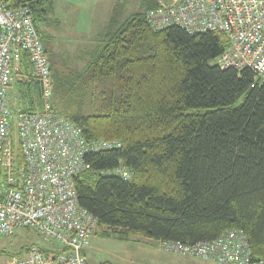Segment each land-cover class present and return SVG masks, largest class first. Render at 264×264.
Instances as JSON below:
<instances>
[{"label":"trees","instance_id":"trees-1","mask_svg":"<svg viewBox=\"0 0 264 264\" xmlns=\"http://www.w3.org/2000/svg\"><path fill=\"white\" fill-rule=\"evenodd\" d=\"M10 2L31 10L51 109L77 123L86 142H113L87 150L74 178L78 204L102 234L195 243L237 228L264 260V82L248 67L214 63L223 35L153 30L146 12L159 0L131 13L116 2L95 43L55 49L42 31L51 0ZM13 84L20 112L42 109L25 50Z\"/></svg>","mask_w":264,"mask_h":264},{"label":"built area","instance_id":"built-area-1","mask_svg":"<svg viewBox=\"0 0 264 264\" xmlns=\"http://www.w3.org/2000/svg\"><path fill=\"white\" fill-rule=\"evenodd\" d=\"M159 1L146 12L151 29L177 25L190 33H221L226 46L219 66L248 67L264 82V0ZM24 50L42 88V109L35 112L8 106ZM51 92L50 66L30 8L0 0V236L27 228L54 245L50 254L30 248L13 257L16 264H88L85 250L98 222L78 204L74 178L86 167L87 150L113 142H86L77 123L51 109ZM118 173L126 176L128 171ZM159 245L214 264H264L252 256L246 234L237 228L208 241L159 240Z\"/></svg>","mask_w":264,"mask_h":264},{"label":"rangeland","instance_id":"rangeland-1","mask_svg":"<svg viewBox=\"0 0 264 264\" xmlns=\"http://www.w3.org/2000/svg\"><path fill=\"white\" fill-rule=\"evenodd\" d=\"M146 0H51L43 34L52 41L55 49L95 43L97 34L106 25L113 6L119 3L124 13L143 9ZM216 59L214 63H218ZM15 85L8 93V106L13 109L18 101ZM19 110V109H18ZM103 229V228H102ZM101 228L94 229L88 239L85 255L88 264H214L182 253L164 250L159 241L133 235L120 238L118 234L103 235ZM38 245L51 248L35 231L18 228L9 236H0V264L21 257L27 248Z\"/></svg>","mask_w":264,"mask_h":264},{"label":"crops","instance_id":"crops-1","mask_svg":"<svg viewBox=\"0 0 264 264\" xmlns=\"http://www.w3.org/2000/svg\"><path fill=\"white\" fill-rule=\"evenodd\" d=\"M203 260V259H202ZM205 261H209V262H212L210 260H205ZM2 264H14L13 261L12 262H3Z\"/></svg>","mask_w":264,"mask_h":264},{"label":"bare ground","instance_id":"bare-ground-1","mask_svg":"<svg viewBox=\"0 0 264 264\" xmlns=\"http://www.w3.org/2000/svg\"><path fill=\"white\" fill-rule=\"evenodd\" d=\"M14 264H16L15 262H13Z\"/></svg>","mask_w":264,"mask_h":264}]
</instances>
